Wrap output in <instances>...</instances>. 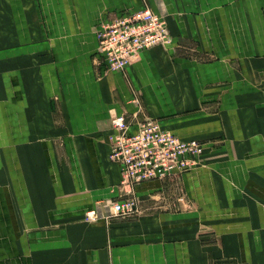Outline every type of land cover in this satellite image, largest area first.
Wrapping results in <instances>:
<instances>
[{"label": "crops", "instance_id": "1", "mask_svg": "<svg viewBox=\"0 0 264 264\" xmlns=\"http://www.w3.org/2000/svg\"><path fill=\"white\" fill-rule=\"evenodd\" d=\"M144 7L169 43L108 70L97 29ZM122 113L203 155L107 217ZM0 264H264V0H0Z\"/></svg>", "mask_w": 264, "mask_h": 264}, {"label": "built area", "instance_id": "2", "mask_svg": "<svg viewBox=\"0 0 264 264\" xmlns=\"http://www.w3.org/2000/svg\"><path fill=\"white\" fill-rule=\"evenodd\" d=\"M97 37L106 68L123 72L142 50L170 41L164 17L149 7L103 21ZM133 101L140 104L136 95ZM135 114L122 113L111 119L113 130L107 137L109 160L119 167L121 197L96 204L104 205L107 217L135 213L139 201L136 185L175 179L198 166L203 155L204 144L199 139L182 138L164 129L158 120ZM133 122L135 127L131 129ZM100 215L96 206L85 211L84 219L93 221Z\"/></svg>", "mask_w": 264, "mask_h": 264}, {"label": "rangeland", "instance_id": "3", "mask_svg": "<svg viewBox=\"0 0 264 264\" xmlns=\"http://www.w3.org/2000/svg\"><path fill=\"white\" fill-rule=\"evenodd\" d=\"M182 199L184 200L185 198H184V197H182Z\"/></svg>", "mask_w": 264, "mask_h": 264}]
</instances>
